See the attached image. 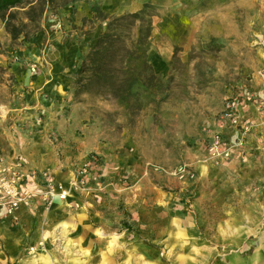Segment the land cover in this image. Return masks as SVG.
<instances>
[{
	"label": "rangeland",
	"instance_id": "374dc122",
	"mask_svg": "<svg viewBox=\"0 0 264 264\" xmlns=\"http://www.w3.org/2000/svg\"><path fill=\"white\" fill-rule=\"evenodd\" d=\"M138 1L152 5L146 52L151 69H144L147 79L155 74L148 80L152 87L135 86L127 106L105 81L77 82L75 71L62 113L78 137L101 145L88 154L99 158V168L108 154L117 162L111 175L103 171L109 185L128 188L134 205L140 201L142 207L127 210L120 186L113 190L120 196L86 205L83 217L72 216L82 204L71 205L74 197L67 205L68 192L61 201L70 213L41 215L44 200L21 245L0 243V264H189L201 259L202 250L209 251L207 264H264V0ZM50 5L22 0L0 14V126L11 133L35 132L25 118L33 88L9 72L11 63L20 60V69L34 78L62 57L55 45L49 56L24 54L38 48L32 40L37 31L65 12L72 26H80L81 38L93 39L82 62L112 16L138 11L106 10L99 0ZM95 8L108 18L98 17ZM37 109L33 114L44 119ZM52 132L53 145L68 141L73 147L65 133ZM105 176L95 178L97 191L104 190ZM154 193L168 194L172 208L161 200L142 202ZM55 197L50 213L62 208L53 209ZM175 203L182 212L197 209V230L179 236L180 248H167L159 227L169 220L175 227Z\"/></svg>",
	"mask_w": 264,
	"mask_h": 264
},
{
	"label": "crops",
	"instance_id": "0c3cea01",
	"mask_svg": "<svg viewBox=\"0 0 264 264\" xmlns=\"http://www.w3.org/2000/svg\"><path fill=\"white\" fill-rule=\"evenodd\" d=\"M99 5L103 9L117 12L125 10L135 11L142 8V3L138 0H99ZM82 14L84 13L82 12ZM79 27L78 25L72 26L67 20L65 12L61 16L50 19L45 27L37 31L32 38L36 43L35 47L38 48H25L24 54L31 57L33 54H36L35 52H44L45 56H47L50 46L55 45L57 50L62 53L60 60H53L51 69H41L39 74L34 78H32V72L29 69H20L21 66H24L20 63V60L11 63L12 66L9 69V72L21 79L24 86L33 88L34 95L31 99L30 111L25 113V118L27 127L35 130L33 134H29L27 129L22 130L19 128L11 133L0 126V173L4 167L20 162L18 168L23 177L21 189L28 200L26 204H21L15 209L12 218L8 220L0 218V243L3 241L11 248L17 247L24 242L25 234L33 224L35 216H40L41 210H39V206L46 204L43 192L48 185L55 186L58 193L63 189L66 190V193L68 192L69 194L68 196L66 194V199L68 198L67 202L74 200V197L77 198V201L71 205L80 203L82 204V208L81 210L74 209L75 213L72 216L75 217L85 216L87 213L83 212V208L88 209L89 207L86 205L92 206L94 201L110 202V196H120L113 191L120 184H116L114 180L115 182L109 185L107 182L108 179L103 172L105 170L108 175H111L114 171L115 164H117L115 161L112 162L110 156L107 159L109 154H106V163L104 164L103 161L100 168L91 172L92 174L89 176L84 189L77 191L71 187V172L73 166L86 162L90 152L102 149L101 145L96 143L92 137H78L75 126H72L73 122L70 124V119L67 122L62 113V106L67 103V98H70L71 95L72 74L81 62L82 53L91 46L93 40L86 36H82L81 38L78 35ZM45 35L48 36L46 41L44 40ZM165 63V60L159 58V65L163 67ZM34 108H41L45 112L46 117L44 119L36 117V114H33L32 110ZM41 109L37 110L40 111ZM34 113L36 112L34 111ZM52 131L65 133L67 140L72 143L74 141L73 147H69L68 141L53 145L51 140V136L53 135ZM72 148L75 149L74 152H72ZM56 149H60V152H62L60 156L56 154ZM130 168L133 169L134 167ZM97 170L101 173L103 172L102 174L105 176V183L103 182L105 187L104 190L102 189L103 191H97L94 185L96 182L95 178H97L95 177ZM33 172L35 175H32ZM120 187L121 189H125L121 199L125 202L127 210H132L139 206L142 207L140 201L134 205L128 188L124 186ZM52 198L45 205V208H43L41 215L44 211L49 216L60 212L61 215L65 212H71L70 206L62 207L64 206L63 203L59 207H56L57 197H55L52 205L53 209L62 208L54 213H50L48 209L51 205ZM169 198L170 196L168 194L162 195L154 193L152 198H144L142 202L151 201L152 203H157V201L161 200L168 203V207L172 208L173 203L169 201ZM178 203H175L173 207L175 227L173 226L174 222L171 225L170 220L164 225L165 227H159L163 230L160 232V235L164 233L162 239L167 248H180V245L184 241H181L179 236L184 233L188 237L189 234L191 235L192 232L197 230V209L193 212H182V210L177 209V206L180 207ZM3 210V207L0 206V215L3 213ZM191 237L195 238L194 242H196L198 237H194L193 235ZM194 242H190L189 249L193 248ZM200 258L196 262H190L189 264H207L210 259L209 251L202 250V256Z\"/></svg>",
	"mask_w": 264,
	"mask_h": 264
},
{
	"label": "trees",
	"instance_id": "16d2710c",
	"mask_svg": "<svg viewBox=\"0 0 264 264\" xmlns=\"http://www.w3.org/2000/svg\"><path fill=\"white\" fill-rule=\"evenodd\" d=\"M42 1H46L49 8H53L50 4L54 0ZM21 2L22 0H0V14ZM151 8L152 5L144 4L138 11L112 16L84 56L81 64L76 68L77 82L82 79L87 84H92L97 80L105 81L110 94L127 106L134 96L133 88L135 86L152 87L148 80L153 79L155 74L152 72L148 79L144 76V69H151L146 60L152 31ZM43 10L44 4L42 3L41 11ZM94 12L98 17H102V20L108 18V15L98 8H95ZM9 15L12 16L13 13H9ZM6 27L10 31L8 23H6ZM16 34L17 32H14L13 37ZM124 41L130 43L123 44ZM84 90L88 91L89 89L84 85Z\"/></svg>",
	"mask_w": 264,
	"mask_h": 264
},
{
	"label": "built area",
	"instance_id": "2783aa9c",
	"mask_svg": "<svg viewBox=\"0 0 264 264\" xmlns=\"http://www.w3.org/2000/svg\"><path fill=\"white\" fill-rule=\"evenodd\" d=\"M34 70L35 66H32ZM101 162L99 158L94 154H90L87 161L81 165H75L72 168V180L71 187L74 190H81L86 187L89 176L92 174L93 169L99 168ZM20 162L15 165L4 167L1 169L0 173V206L3 207V213L0 218L8 220L12 218L15 209L21 204H26L28 202L26 195L22 192L21 185L23 177L19 171L18 166ZM99 171V170H97ZM32 175H35L33 172ZM102 173L99 171L95 173V177H101ZM55 187L53 185H48L44 192L43 197L46 201H50L53 197ZM66 190H62L59 193V198L63 199L66 195Z\"/></svg>",
	"mask_w": 264,
	"mask_h": 264
},
{
	"label": "bare ground",
	"instance_id": "6f19581e",
	"mask_svg": "<svg viewBox=\"0 0 264 264\" xmlns=\"http://www.w3.org/2000/svg\"><path fill=\"white\" fill-rule=\"evenodd\" d=\"M63 190H64V189H63ZM59 193H61V192H59ZM59 193H58V192H56V193L54 192V193H53V196H54V194H56V197H57V199H56V200H57V205H56V207H59V206L61 205V203H63V202H61V198H59ZM65 197H66V195H65ZM69 198H70V197H69ZM59 199H60V200H59ZM65 203H67V205L69 204V202H65ZM116 238H117V237H114V238L112 239V242L115 241Z\"/></svg>",
	"mask_w": 264,
	"mask_h": 264
}]
</instances>
